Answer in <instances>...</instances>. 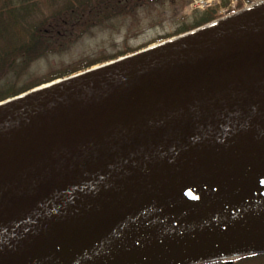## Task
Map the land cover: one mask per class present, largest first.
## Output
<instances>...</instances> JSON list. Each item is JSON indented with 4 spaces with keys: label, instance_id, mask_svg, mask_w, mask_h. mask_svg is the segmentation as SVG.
Wrapping results in <instances>:
<instances>
[{
    "label": "water",
    "instance_id": "water-1",
    "mask_svg": "<svg viewBox=\"0 0 264 264\" xmlns=\"http://www.w3.org/2000/svg\"><path fill=\"white\" fill-rule=\"evenodd\" d=\"M255 7L0 101V264L264 250Z\"/></svg>",
    "mask_w": 264,
    "mask_h": 264
},
{
    "label": "trees",
    "instance_id": "trees-1",
    "mask_svg": "<svg viewBox=\"0 0 264 264\" xmlns=\"http://www.w3.org/2000/svg\"><path fill=\"white\" fill-rule=\"evenodd\" d=\"M142 1L160 0H0V101L142 48L128 47L97 60H80L71 67L43 76L29 71L34 61L62 50L95 24L133 10ZM227 1L222 0L221 5L225 6ZM244 2L254 0H237L236 5L226 12L236 11ZM220 15L219 5L194 10L172 32L155 41L197 29ZM248 254L256 259L257 256L264 258V250Z\"/></svg>",
    "mask_w": 264,
    "mask_h": 264
},
{
    "label": "rangeland",
    "instance_id": "rangeland-1",
    "mask_svg": "<svg viewBox=\"0 0 264 264\" xmlns=\"http://www.w3.org/2000/svg\"><path fill=\"white\" fill-rule=\"evenodd\" d=\"M263 1L244 2L243 6H240L236 11L246 8V6L257 5L258 2ZM188 2L189 0L142 1L139 5H135L133 10L95 24L71 44H66L62 50L49 53L34 61L29 71L43 76L57 70H63L67 66L71 67L80 60H97L116 54L128 47L138 48L143 46L138 50L154 47L160 42L155 41V39L172 32L192 12ZM222 9L223 7L220 9L221 13H219L221 15L218 19L232 15V13L226 12L227 9ZM236 11L234 12L236 13ZM169 40H172V38H165L161 42H168ZM100 64L96 63L92 66ZM241 253L243 254L239 251L222 253L217 254L221 255L217 257L230 259L233 261L231 264H264L263 256H257L256 259L251 254H244L241 261L239 260ZM212 256L214 255L209 257L212 258ZM218 264L224 263L221 261Z\"/></svg>",
    "mask_w": 264,
    "mask_h": 264
},
{
    "label": "bare ground",
    "instance_id": "bare-ground-1",
    "mask_svg": "<svg viewBox=\"0 0 264 264\" xmlns=\"http://www.w3.org/2000/svg\"><path fill=\"white\" fill-rule=\"evenodd\" d=\"M261 8H264V3L257 5V7L253 8V9H254V10H258V9H261ZM253 9H252V10H253ZM250 12H251V10H250V11H249V10H244V11H242V12L237 13V15H235L234 17L236 18V17H238V16L247 15V14H249ZM175 38H177V37H175ZM175 38H173V39H175ZM164 43H168V42H161V43L157 44L156 46H158V45H160V44H164ZM156 46H155V47H156ZM150 49H152V47H150V48H145V49H142V50L137 51V52H145V51H148V50H150ZM57 81H59V79L54 80V81H52L51 83H54V82H57ZM51 83H47V84L40 85L39 87H36V89H39V88L44 87V86H46V85H49V84H51ZM213 253H214V251H208V252L205 251V252H201V253L196 254V255H191V257H187V258H196V257L204 256V255L213 254ZM183 259H184V258H179V259H176V260L171 261V263H174V262H177V261H182Z\"/></svg>",
    "mask_w": 264,
    "mask_h": 264
},
{
    "label": "built area",
    "instance_id": "built-area-1",
    "mask_svg": "<svg viewBox=\"0 0 264 264\" xmlns=\"http://www.w3.org/2000/svg\"><path fill=\"white\" fill-rule=\"evenodd\" d=\"M215 1L217 0H192L190 6L195 8H206L207 6L213 4Z\"/></svg>",
    "mask_w": 264,
    "mask_h": 264
},
{
    "label": "flooded vegetation",
    "instance_id": "flooded-vegetation-1",
    "mask_svg": "<svg viewBox=\"0 0 264 264\" xmlns=\"http://www.w3.org/2000/svg\"><path fill=\"white\" fill-rule=\"evenodd\" d=\"M222 260L221 259H218V260H216L215 262H217V263H220ZM189 264V263H188ZM191 264V263H190ZM192 264H207V262L206 261H199V262H194V263H192Z\"/></svg>",
    "mask_w": 264,
    "mask_h": 264
}]
</instances>
